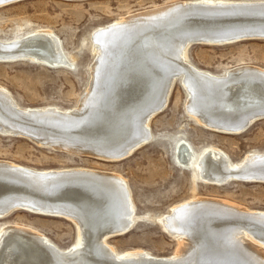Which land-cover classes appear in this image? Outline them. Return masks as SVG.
<instances>
[{"label": "bare ground", "instance_id": "1", "mask_svg": "<svg viewBox=\"0 0 264 264\" xmlns=\"http://www.w3.org/2000/svg\"><path fill=\"white\" fill-rule=\"evenodd\" d=\"M254 38L264 39V0H187L127 14L91 34L95 58L77 106L23 108L0 85V134L78 155L127 157L150 139L149 120L166 105L175 79L197 122L239 133L264 117V69L242 64L211 73L190 64L186 48ZM15 60L71 66L45 28L0 39V61ZM175 159L209 184L264 182V150L231 162L220 148L196 153L179 140ZM14 209L67 219L75 240L61 248L32 227L1 224L0 264H264V211L206 196L173 204L157 218L177 241L171 255L116 251L107 240L138 216L125 179L110 171L35 169L0 159V218Z\"/></svg>", "mask_w": 264, "mask_h": 264}, {"label": "rangeland", "instance_id": "2", "mask_svg": "<svg viewBox=\"0 0 264 264\" xmlns=\"http://www.w3.org/2000/svg\"><path fill=\"white\" fill-rule=\"evenodd\" d=\"M179 1L187 0H13L0 5V39L19 37L38 28L49 29L59 38L71 64L48 66L27 60L0 61V85L23 108L75 107L90 80L95 58L91 48L93 31L135 11ZM186 60L215 74L242 64L264 69V39L220 45L190 44ZM185 104L186 92L175 79L166 105L149 120L150 139L127 157L109 160L78 155L21 136L0 134V159L35 169L84 167L119 174L127 183L138 217L127 232L110 237L109 245L118 252L141 249L168 256L178 244L162 229L157 218L173 204L206 196L264 211V182L229 180L209 184L194 179V167H185L175 159L179 140L187 141L196 153L208 145L220 148L231 162L240 160L247 152L263 151L264 117L239 133H226L202 126L189 115ZM5 223L32 227L61 248L71 245L76 236L74 224L67 219L22 209L1 217L0 225Z\"/></svg>", "mask_w": 264, "mask_h": 264}]
</instances>
